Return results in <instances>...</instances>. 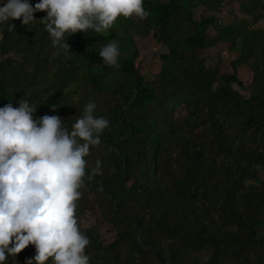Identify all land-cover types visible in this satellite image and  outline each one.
Listing matches in <instances>:
<instances>
[{
  "label": "trees",
  "instance_id": "trees-1",
  "mask_svg": "<svg viewBox=\"0 0 264 264\" xmlns=\"http://www.w3.org/2000/svg\"><path fill=\"white\" fill-rule=\"evenodd\" d=\"M223 3L144 0L145 19L66 33L67 50L52 46L46 12L29 26L0 24V108L25 98L34 119L59 116L71 129L94 102L110 122L85 157L86 174L98 161L99 172L76 202L89 264H264V28L255 27L264 1L241 3L229 23L215 15ZM149 35L159 49L147 57L136 37ZM112 41L119 67L100 57ZM219 45L236 54L231 73L221 72V50L216 62L206 55ZM90 212L97 220L84 226ZM35 255L30 244L5 264Z\"/></svg>",
  "mask_w": 264,
  "mask_h": 264
},
{
  "label": "clouds",
  "instance_id": "clouds-1",
  "mask_svg": "<svg viewBox=\"0 0 264 264\" xmlns=\"http://www.w3.org/2000/svg\"><path fill=\"white\" fill-rule=\"evenodd\" d=\"M144 0H41L33 8L27 0H5L0 5V24L21 20L35 22L34 12H46L40 20L52 46L70 49L65 34L108 31L118 17L145 19ZM15 25L8 27L9 31ZM119 46L105 45L100 57L119 67ZM36 107L27 99L19 108H0V264L16 257L30 244L36 255L27 264H89L85 254L90 241L76 219L80 189L91 181L97 168L86 174L85 157L101 143L109 121L95 115L89 102L71 129L59 116L34 119ZM52 111H56L55 106Z\"/></svg>",
  "mask_w": 264,
  "mask_h": 264
},
{
  "label": "rangeland",
  "instance_id": "rangeland-1",
  "mask_svg": "<svg viewBox=\"0 0 264 264\" xmlns=\"http://www.w3.org/2000/svg\"><path fill=\"white\" fill-rule=\"evenodd\" d=\"M246 1H250V0H224V3L222 5V10L219 13H215V15H217L223 22L225 23H229L233 20V18L238 15L241 16L240 13H238L239 10V6L241 3H245ZM264 1V0H263ZM203 7H198L195 11V18H199L201 12L203 11ZM257 15H260L263 17L255 24L256 28H264V12L261 10L257 11ZM251 19V18H250ZM2 37V34L0 33V39ZM136 41L141 42V45L143 44V48L140 49L142 55L149 57L150 54H154L158 51L159 46L156 43L155 39L149 35L148 37H144V38H139L136 37ZM139 46V45H138ZM140 48V47H139ZM162 50L164 51V49L162 48ZM221 50V72L223 73H231L232 72V68L230 66V61L231 59H234L236 57V54H232L230 53V51L228 49H225V47H223L222 45L219 46H215L214 49L212 50H208L206 52V55L209 57V59H211L212 61H217L218 60V51ZM238 77L244 82L245 86H248L251 82V73L249 72L248 68L245 66H240L238 68ZM87 217L90 220L83 221V225L84 226H90L91 223H95L97 220V215L94 212H90L87 214ZM89 221V222H87ZM91 222V223H90ZM109 228V225L107 224H102L99 225V229H101V231L105 232L107 229ZM105 242H109L113 239V235L112 234H106V236L103 238Z\"/></svg>",
  "mask_w": 264,
  "mask_h": 264
}]
</instances>
